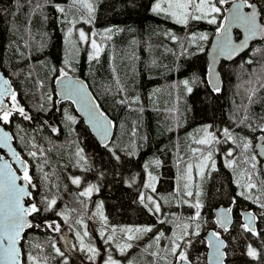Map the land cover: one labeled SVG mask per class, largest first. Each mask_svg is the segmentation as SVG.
<instances>
[{
	"label": "trees",
	"instance_id": "16d2710c",
	"mask_svg": "<svg viewBox=\"0 0 264 264\" xmlns=\"http://www.w3.org/2000/svg\"><path fill=\"white\" fill-rule=\"evenodd\" d=\"M153 2L92 0L95 8L93 22L86 24L81 21L75 26H87L101 34L96 37L103 49L99 60L89 62L88 53L82 44L76 50L73 44L66 43V26L60 22L61 14L55 6L59 4L67 10L70 0H0V69L10 79L20 105L32 116L29 121L15 115L9 128L19 150L29 161L34 183L37 184L32 192L35 201H40L45 195L57 200L53 211L31 217L33 224L40 227L27 229L24 233L21 244L25 264L28 253L38 257L40 264H58L60 255L51 245L57 243L59 234L45 227L46 222L54 221L59 225L70 223L74 230L88 233L86 240L90 245H97L92 231L97 233L100 230L90 223L86 212L92 203L96 205L100 202L105 211L103 221L106 219V224L116 229L115 239L121 242H124L123 233L119 230L128 225L153 227L152 234H143L134 240L137 246L133 250L136 257L134 264H158L159 261L150 255V251L156 250V230L163 231L165 237L170 238L174 231H178L173 223V214L182 223H190L188 218L194 214L193 208L187 204H182L181 209H178L175 203H169L163 217L166 222L159 223L158 215L150 213L139 202L146 177L144 164L155 159L161 161L159 184L154 194L160 199L171 198V195L174 196L173 185L178 172L172 165L174 159L171 149L178 143V156L183 157L185 162L192 160L190 149L201 147L194 144L193 139L202 138L204 133L198 130L206 126H210L208 130L218 138L224 137L223 129L228 128L235 142L227 141L222 150L225 151L229 146L233 149L236 147L237 156L234 155L231 168L227 166L228 160L222 159L215 170L211 173L207 171L206 181L202 184L200 235L191 237L193 243L186 248L192 264H207L208 248L204 233L210 229L221 232L215 223L213 210L222 204L231 205V197L242 190L237 186V181L242 178L246 181V176L242 175L245 169L252 172L253 182L258 183L259 187L253 192L259 193L261 190L259 182L264 181V175L254 143L257 136L264 135V39L253 43L235 61L220 63L222 87L217 92L210 88L207 81V49L211 37L216 33V25L192 21L185 28L171 19L153 14L150 10ZM224 14L222 11L221 15ZM72 18L69 14V19ZM108 28L113 29L109 34L111 39H105L102 35ZM169 33L175 35L177 40L173 41ZM192 33L209 35L208 40L198 41L199 47L191 44L189 36ZM73 36H77L76 32H73ZM66 58L71 60V67L76 69L75 72L69 70V74L88 83L102 110L116 123L115 137L107 147L97 142L72 103L57 101L55 80L59 73L53 69L63 67ZM184 80L190 82V93L183 84ZM179 82L181 85L178 86ZM120 88L125 91L120 92ZM181 92H185V95ZM48 95L52 96L51 101L47 99ZM136 96L139 102L133 104L131 109L119 103L125 97L131 99ZM178 96H182L181 99L177 100ZM249 96L253 98L251 102ZM65 111L76 117V123L65 120ZM177 118L179 122L181 120L180 123ZM52 128L58 131L53 132ZM133 128L136 129L135 136L131 134ZM245 141L249 143V148L243 152L241 145ZM33 144L37 148H32ZM80 149H83V159L77 155ZM40 150H43L42 155ZM29 151H37V157L28 156ZM116 156H119V160ZM252 156L256 157L255 161L251 160ZM252 163L256 164L255 170L251 169ZM183 165L184 162L179 164L182 170ZM44 173H47V179H44ZM73 178H79L81 184H73ZM89 185H95L98 190L89 197L80 196L79 193ZM193 198L190 199L194 202ZM237 201L233 224L223 234L228 245L226 264H264V257L254 260L246 254L248 244L264 253V219L260 217L261 210L241 197H237ZM30 202L27 200V203ZM240 207L259 213L256 227L260 233L258 237L239 227L244 223ZM57 212L67 215V221L62 215H56ZM78 220L81 223H77ZM192 230L190 228L189 232ZM147 242L153 244L149 250V260L140 259L142 252L138 251ZM168 243V239H162L159 247L162 249ZM114 253L115 247L113 256Z\"/></svg>",
	"mask_w": 264,
	"mask_h": 264
},
{
	"label": "snow or ice",
	"instance_id": "6c2138e0",
	"mask_svg": "<svg viewBox=\"0 0 264 264\" xmlns=\"http://www.w3.org/2000/svg\"><path fill=\"white\" fill-rule=\"evenodd\" d=\"M226 4H230L231 6L222 9L221 6ZM258 4L264 5V0H154L150 10L153 14L160 15L164 19H171L173 22L185 28H187L192 21H206L209 24L216 25L218 40L215 47V60L217 57L221 56H235L246 48L249 41L257 37L264 38V6L258 7ZM37 7H39V5H37ZM55 7L61 14L60 22L66 26V43L74 44L71 37L75 29L78 33V41L90 45L91 51L87 56L88 61H98L103 49L96 37L101 34L97 32L86 33L83 28H75L76 24L81 21L86 24L93 22L95 8L92 0H70L67 10L59 4ZM73 9L75 10L74 12ZM222 11L226 13V15H221ZM69 14L72 15V19H69ZM233 29H239L243 33L242 39L239 33L237 34L236 40L238 42L233 39ZM117 31L120 30L117 29ZM112 32V28L105 29L102 34L103 38L111 39V35L109 34ZM169 35L173 41L177 40L175 35L171 33H169ZM207 40L208 36L206 34L192 33L189 36V42L191 44H197L198 47V41ZM200 50L202 51L203 48L200 47ZM185 51H187V49H185ZM71 63V60L66 58L63 61V67L58 70L53 69L54 72L58 71L59 73L56 77V82L60 85L59 95L61 100H70L73 104H76L79 111L88 117V122L100 136L101 140L106 142L110 135V130L113 127L112 121L100 110V106L96 104L93 97L87 91L86 86L79 79L69 75V70L72 72L76 71L75 68L71 67ZM189 83L188 80L183 81L187 91L190 93L192 88L189 87ZM213 90L218 92L220 89L213 85ZM119 91L123 92L125 89L120 88ZM6 98L8 102H6ZM47 99L51 101L52 96L48 95ZM249 100L251 102V96H249ZM138 102V96L132 97L131 99L125 97L119 101L120 104L127 105L129 109H131L133 104ZM17 114L24 120H32V116L26 112L25 108L21 106L17 100V93L10 87L9 81L0 77V148H6L11 156V163L4 159L3 156H0V264H25V260L22 259L25 254L23 252V245L21 244V241L24 239L25 230L40 227V225L33 224L28 218H35V216L42 213L53 211L54 206L57 204L55 198L49 199L46 195L43 196L40 201L36 202L32 191L29 190L37 188V184L33 183V176L30 175V164L27 159L22 157L20 152L12 147L11 142L14 139V135L5 131L4 127L12 123V118ZM64 117L66 121L73 124L76 123V117L69 114L67 111H65ZM209 127L210 126H206L198 130V132L202 131L204 133L202 138L193 139L194 144L203 146L190 149L191 157L198 160V162L195 164L190 161L185 162L183 157H178L177 159V169L180 175L178 177V186L173 199L178 201L177 206H179V204H187L195 209V213L188 218L190 223L180 222L178 218H175V214H173V223H175L178 231H174L170 238L165 237V233L159 229L154 233L156 250L150 251V255L156 258L157 261L162 262V264H191L186 248L193 243L191 237H198L200 235V210L203 208V204L200 200V186L199 183L194 180L193 169H196V176L200 178L205 176L206 168L211 167L215 169L213 145L221 143L215 133L208 130ZM52 131L57 132L58 130L52 128ZM131 134L132 136L136 135L135 128H133ZM222 134L225 137L224 142H235V138L228 128H224ZM241 146L244 150H247L249 148V143L246 141L242 142ZM105 147H107V143H105ZM32 148H37V145L33 144ZM40 152L42 155L43 150H40ZM82 152L83 149H80L77 155L81 156ZM28 156L36 158L37 151H29ZM227 156H232L231 150L227 152ZM115 158L119 160V156ZM81 159H83L82 156ZM251 160L255 161L256 157L252 156ZM208 161H212L211 165L208 164ZM181 162L185 163V168L182 171L179 169V164ZM152 163L159 166L161 161L155 159ZM245 163H247V161H245ZM13 164L19 166L21 174L18 175L17 171L13 169ZM233 164L234 161H227V166L229 168H231ZM144 167L147 169L149 165L145 164ZM251 169H256L255 163L251 164ZM242 175L246 176V182L240 184L239 181H237V186L242 190L231 198L230 203L235 206L238 202L237 197H241L246 201H251L258 205L261 210L260 217L264 219V181L259 182L261 185L259 193H254L253 190L257 189L258 185L256 182H253L252 172L245 169ZM44 179H47V173H44ZM156 179L157 178L149 172L148 182L144 184V187L150 188L155 192ZM18 181L22 183H18ZM72 183L80 185L81 181L79 178H73ZM194 186L197 189L195 193L192 190ZM97 190L95 185H89L80 192L79 195L82 197H89L93 191ZM26 197L29 201H32L28 203L27 206L24 203ZM193 197H195L194 202L190 199ZM139 202L153 215L161 214V204L154 200L152 196H145V194L140 193ZM232 214V206L226 208L221 207L216 212L217 219L215 223L223 229L224 232L229 231ZM241 214L245 222L240 224L239 227L244 232L258 237L260 233L254 226L257 215L253 211H244ZM56 215H62L65 221L68 219V216L63 213L57 212ZM165 222V219L159 220L161 224ZM77 223H81V221L78 220ZM45 227L55 232L60 231V225L54 221L46 222ZM190 228L193 229L191 232H189ZM119 231L123 233L122 239L124 242L117 243L116 250L121 256H125L128 250L134 247L131 242L141 238L143 234L153 233V227H128L122 228ZM112 232V235L105 237L104 231L101 230L100 235L104 238L105 244H110V242L115 240L116 229H112ZM87 235L88 233L85 232L84 236ZM77 237L80 240L81 250H86L91 254L89 259H95V257L99 255L98 250L95 247L86 246L80 233H77ZM162 239L169 240V243L163 249L159 247ZM207 243L212 249L207 258L208 264H225L228 253L222 249H227L228 245L225 243L224 239L221 238V234L215 231L211 232L207 239ZM51 246L55 249L57 254L60 256L64 255L59 248L55 247L54 243ZM36 247L39 248L40 245L37 244ZM152 248L153 244L150 243L145 248V251L147 252ZM246 254L254 260L258 257H264V253L258 252L251 244L247 245ZM169 256L174 259L169 260ZM27 264H40L39 258L28 253ZM64 264H67L66 260ZM104 264H121V261L113 259V256L109 254ZM128 264H134V262L129 260Z\"/></svg>",
	"mask_w": 264,
	"mask_h": 264
},
{
	"label": "rangeland",
	"instance_id": "374dc122",
	"mask_svg": "<svg viewBox=\"0 0 264 264\" xmlns=\"http://www.w3.org/2000/svg\"><path fill=\"white\" fill-rule=\"evenodd\" d=\"M230 6V4H226V5H223V6H221L222 7V9H226V8H228ZM79 28H83L84 30H85V32L86 33H91V32H94V30L91 28V29H89L87 26H83V27H81L80 25H78V27H76V29H79ZM88 31V32H87ZM74 32H76L75 31V29H74ZM76 34H77V36H72L71 37V40L74 42V47L76 48V50L77 49H80V44H82L83 46H84V50L87 52V53H89L90 51H91V48H90V45H88V44H83V43H80L79 41H78V33L76 32ZM207 36H209V35H207ZM97 41H98V39H97ZM98 43H99V41H98ZM220 141H221V143H219V144H214L213 145V160H214V162H215V168H217V166H218V161L219 160H222V159H226V160H233L234 161V159H233V157H234V155H236L237 156V151H236V147L233 149V147H231V146H229L225 151L224 150H222V149H224L225 148V146H226V143L227 142H224L225 141V138L224 137H221L220 138ZM173 147H174V149H171V157L174 159L173 160V163H172V165H173V167H175V169H177V159H178V154H177V151H178V143L177 144H175V145H173ZM201 147H203V146H201ZM188 149V148H187ZM229 150H231L232 151V156L231 157H229V156H227V152L229 151ZM235 150V151H234ZM190 152V151H189ZM174 153H175V155H174ZM227 157V158H226ZM246 158H244V160H245ZM153 161V160H152ZM152 161H150V162H148V163H145V164H148L149 165V167L147 168V169H145V167H144V170H145V175H146V177H145V183H147L148 182V173L149 172H151L157 179H156V182H155V191H156V189H157V186H158V184H159V174H158V169L159 168H161V164L159 165V166H156L154 163H152ZM188 161H190V162H192L193 164H195V163H197L198 162V160H196V159H193L192 158V160H188ZM187 161V162H188ZM211 163H212V161H208V164L209 165H211ZM145 164H144V166H145ZM185 168V165H183V169ZM179 169L180 170H182V168H180L179 167ZM178 170V169H177ZM213 170H215V169H212L211 167H208V168H206L205 169V176L203 177V178H200V177H197L196 176V169H195V171H194V169H193V177H194V180H195V182H197V183H199V191L201 192V197H200V200L202 199V184L206 181V174H207V171H209V173H211ZM195 172V173H194ZM179 175H180V172H177V174H176V178H175V180H174V185H173V193H174V195H175V191H176V188H177V186H178V177H179ZM239 181V183H242V184H244L246 181H245V179L244 178H242V179H239L238 180ZM144 183V184H145ZM193 192L195 193V191L197 190L196 188H195V186L193 187ZM155 192H153L150 188H145L144 187V191H143V194H145V196H152L153 197V199L154 200H156L157 202H159L160 204H161V209H162V211H161V214H159L158 215V219L160 220V219H163V217H164V212H165V210H166V205L167 204H169V203H175V205H178L177 203H178V201L177 200H175V199H173V197L174 196H170L171 198H169L168 197V199H163V198H159L158 196H155V194H154ZM202 202V201H201ZM178 207V209H181V207H182V204H179V206H177ZM171 210V209H170ZM93 212L94 213H96L97 214V216L99 217V218H101V219H104V217H105V211H104V205H103V203L102 202H100V204L99 203H97L95 206H94V208H93ZM195 213V209L193 208V214ZM256 215H258V214H256ZM146 226H149V225H146ZM128 227H132V228H135V227H144V226H141V225H128L127 226V228ZM77 233H80V236L81 237H83V240H84V244L86 245V246H90V244L87 242V240H86V238H87V236H84V233H85V231L84 230H82V231H76V230H74L73 229V233H72V236H73V239H74V243H75V238H77V242L78 243H80V240L78 239V237H77ZM152 234V233H151ZM64 238H66L69 242H70V236L68 235V233H66L65 232V234H64ZM149 241V240H148ZM117 243H123V242H121V241H119L118 239H115L114 240V247H115V253H114V255L115 256H113V259H117V260H119V261H121V264H128V261L129 260H132L134 263L136 262V257H135V255H134V248L135 247H137L136 246V244H135V242L134 241H132L131 243H133V245H134V247L132 248V249H130V250H128V252H127V254L125 255V256H121L120 254H119V252L116 250V244ZM149 244V242H147V243H145V246L143 247V248H140L139 249V251L138 252H142V253H140V255H139V257H140V259H148L149 260V258H148V256H149V251H145V248L147 247V245ZM141 244H139L138 246H140ZM75 246H76V243H75ZM166 246V244L162 247V249L164 248ZM163 254V253H162ZM168 259L169 260H173L174 258L173 257H171V256H169L168 257ZM148 262V261H147ZM158 264H162V262H159Z\"/></svg>",
	"mask_w": 264,
	"mask_h": 264
},
{
	"label": "water",
	"instance_id": "95a60500",
	"mask_svg": "<svg viewBox=\"0 0 264 264\" xmlns=\"http://www.w3.org/2000/svg\"><path fill=\"white\" fill-rule=\"evenodd\" d=\"M231 6V5H230ZM229 6V7H230ZM259 7V5H258ZM247 10V9H246ZM226 15V13L224 14ZM236 32L239 33V36L240 38L242 39L243 38V33L241 30L239 29H233V39L234 41L238 42L236 40ZM264 38H260V37H257V38H254L253 40L249 41V44L246 46L245 49L241 50V52H239L238 54H236L235 56H232V57H226V56H221V57H217L215 60H214V56H215V47H216V43H217V40H218V37L216 35V33L211 37L210 39V42H209V46H208V49H207V57H208V71H207V81H208V84L210 86V88L213 90V85L219 87V89H221L222 87V78H221V75H220V71H219V65L221 62H227V63H231L233 61H235L237 58H239L241 55H243L244 53H246L250 47L253 45V43L255 42H259V41H262ZM70 76H72L73 78H77L79 79L85 86H86V89L87 91L89 92V94L93 97V99L95 100L96 104L99 105V102L97 101L95 95L93 94V92L91 91V88L89 87L88 83L78 77V76H75V75H72V74H69ZM0 77H3V79H6L9 81V85L10 87L15 91L14 87L12 86L11 82H10V79L2 72V70L0 69ZM59 90H60V85L56 82L55 80V92H56V95H57V101L58 103H63V102H70L72 103L70 100H61V97L59 95ZM6 102H8L7 98H6ZM73 104V103H72ZM77 114L79 115L80 118L83 119V121L85 122V124L87 125V127L89 128V130L91 131L92 135L95 137V139L97 140V142L101 145V146H105V143H107V146L109 144H111V142L113 141L114 137H115V134H116V123L114 121V119H112L106 112H104L102 110V108L100 107V110L103 111L107 117L112 121V124H113V127L111 128L110 130V135L108 137V140L105 142V141H102L100 136L97 134V132L93 129L92 125L88 122V117L85 116L81 111H79L78 109V106L76 104H73ZM100 106V105H99ZM5 131H8L6 128H5ZM10 133V131H8ZM11 134V133H10ZM12 147H14L18 152L19 150L15 147L14 143H13V140H12ZM254 149L256 150V153L258 155V158L260 159L261 161V169H262V172H263V175H264V135L261 134L259 136H257L256 140H255V143H254ZM1 150L5 151L7 153V155L9 156L10 159H7L6 156L4 154L1 153ZM0 156H3L4 159L8 160L10 163H11V156L10 154L8 153V150L6 148H0ZM14 169V168H13ZM15 170V169H14ZM18 174V172H17ZM19 175V174H18ZM18 183H20V181H18ZM27 199V197L25 198V200ZM25 203V201H24ZM26 205V203H25ZM27 206V205H26ZM221 207H229V206H225V205H219L217 206L216 208H214V215H215V221L217 219L216 217V212L218 211L219 208ZM244 211H251V210H244ZM242 211V212H244ZM32 223L33 221L30 219V217L28 218ZM233 219H234V216L232 214V220H231V224L229 225V228L232 226L233 224ZM242 219H243V222L244 221V218H243V215H242ZM218 226V225H217ZM254 226L257 227V219L256 221H254ZM219 229H221L219 226H218ZM27 230V229H26ZM25 230V231H26ZM222 231L219 232L221 234V238L224 239L225 243H226V240L223 236V234L227 233V232H224L223 229H221ZM217 232L215 229H210L208 231H206L204 233V240L206 241V244H207V248H208V251H207V258L209 256V254L211 253L212 249L208 246V243H207V239L209 237V234L211 232ZM224 251H226V249H222ZM192 264V263H191ZM207 264H208V259H207ZM225 264H226V261H225Z\"/></svg>",
	"mask_w": 264,
	"mask_h": 264
},
{
	"label": "flooded vegetation",
	"instance_id": "af4514ba",
	"mask_svg": "<svg viewBox=\"0 0 264 264\" xmlns=\"http://www.w3.org/2000/svg\"><path fill=\"white\" fill-rule=\"evenodd\" d=\"M4 127L8 131L11 132L9 125L4 126ZM13 143H14L15 147L19 150V148L16 144L15 136L13 139ZM19 152L21 153L22 157L25 158V156L23 155V153L20 150H19ZM1 153L4 154L7 159H10L5 151L1 150ZM13 168L18 172V174H21L19 171L18 165L13 164ZM30 175L33 176L31 168H30ZM20 183H22V182H20ZM33 183H34V180H33ZM29 190L33 192V189H29ZM27 200H28V198L25 200L26 205L28 204ZM94 206H95L94 203H92L89 206L88 211L86 212V217L90 221V223H92L94 226H98V228L100 230L97 233L95 231H92V234H93L94 238L96 239L97 245H95V246L90 245L92 247H95L98 250L99 255H97L95 257V259H89V256L91 254L88 253L86 250H81L80 243L77 242V238H75V243H76V246H75L74 239L72 236L74 227L70 223H61L60 231L58 232L59 236H58L57 243L55 244V247H58L64 255L60 256L59 260L57 261L58 264H64L65 260L67 261V264H104V261L107 259L109 254H111L113 256L114 241L110 242V244H105L104 238L101 237L100 233H101V230H103L104 235L106 237L108 235H112L113 234L112 229H114V227L112 225L106 224L103 221V219L99 218L97 216V214L93 212ZM230 206L233 207V214H234V206L233 205H230ZM244 210H246L245 207H243V208L240 207V209H239L240 213H242V211H244ZM30 219H31V217H30ZM216 231L219 232L218 230H216ZM65 232L68 233V235L70 236V239H71L70 242L66 238H64Z\"/></svg>",
	"mask_w": 264,
	"mask_h": 264
},
{
	"label": "bare ground",
	"instance_id": "6f19581e",
	"mask_svg": "<svg viewBox=\"0 0 264 264\" xmlns=\"http://www.w3.org/2000/svg\"><path fill=\"white\" fill-rule=\"evenodd\" d=\"M69 3V2H68ZM186 39V38H185ZM183 42H184V39H183ZM175 47V46H174ZM172 48V47H171ZM179 49H181L180 47H179ZM183 49H184V47H183ZM194 50V49H193ZM183 52V51H182ZM185 53V52H184ZM162 54V53H161ZM171 56V55H170ZM169 60V59H168ZM174 60V59H173ZM179 60V59H178ZM182 62V61H181ZM185 62V61H184ZM183 62V63H184ZM194 62V61H193ZM204 63V62H203ZM173 64V63H172ZM185 64V63H184ZM174 65H175V63H174ZM178 66V65H177ZM179 66L181 67V63L179 64ZM179 68V67H178ZM184 68V67H183ZM199 68V67H198ZM177 69V68H176ZM238 69V68H237ZM178 70V69H177ZM204 70V69H203ZM162 71V70H161ZM201 72V71H200ZM178 73V72H177ZM169 74V73H168ZM237 74V73H236ZM236 74H235V76H236ZM170 75V74H169ZM174 75V74H173ZM195 75H196V73H195ZM199 76V75H198ZM233 76V75H232ZM142 77V76H141ZM197 77V76H196ZM202 77V76H201ZM159 78V77H158ZM176 78H177V76H176ZM194 78V77H193ZM198 78V77H197ZM203 78V77H202ZM152 79V78H151ZM168 79V78H167ZM160 80H161V78H160ZM179 80H180V78H179ZM179 80H177V82L179 81ZM198 80V79H197ZM225 80V79H224ZM166 81V80H165ZM200 81H201V79H200ZM196 82V81H195ZM198 82V81H197ZM206 82V81H205ZM178 84V83H177ZM196 84V83H195ZM179 85H181V83L179 82V84H178V86ZM177 86V88L178 89H180L181 87H178ZM202 86H204L205 87V85L203 84ZM183 88H184V86H183ZM168 91V90H167ZM178 91V95H179V90H177ZM172 92H173V90H172ZM172 92H170L171 94H172ZM248 93V92H247ZM171 94H170V96H171ZM174 94V93H173ZM177 94H176V96H177ZM180 94H183V96L185 95V92L184 93H180ZM254 94V93H253ZM256 94V93H255ZM254 94V95H255ZM174 96V95H173ZM186 96H187V94H186ZM252 96V95H251ZM181 97L182 96H180V98H179V96L177 97L178 99L177 100H179V99H181ZM253 98H254V96H252ZM252 98V99H253ZM256 98V97H255ZM184 98H182V100H183ZM187 99V98H186ZM185 99V100H186ZM250 101V100H249ZM262 101V100H261ZM167 102H168V99H167ZM254 102V101H253ZM171 103H172V101H171ZM178 103H179V101H178ZM178 103H177V105H178ZM181 103V102H180ZM189 103V102H188ZM168 104V103H167ZM183 104V103H182ZM185 104H186V102H185ZM237 104H239V103H237ZM177 105H176V107H177ZM190 105V104H189ZM243 105H245V104H243ZM248 106H250V104L248 105ZM264 106V105H263ZM174 107V105L172 106V108ZM192 107V106H191ZM251 107V106H250ZM178 108V107H177ZM179 108H180V106H179ZM185 108H187V106L185 107ZM248 108V107H247ZM246 108V109H247ZM244 109V108H243ZM263 108H261V110H262ZM181 110V109H180ZM182 110H183V108H182ZM192 110V109H191ZM158 111V110H157ZM156 111V112H157ZM176 111H178V110H176ZM244 111V110H243ZM248 111V110H247ZM164 112H166V111H164ZM168 112V111H167ZM192 112V111H191ZM169 113H170V111H169ZM173 113V112H172ZM181 113H182V111H181ZM245 113V112H244ZM156 114V113H155ZM185 114H186V112H185ZM173 116H174V114H172ZM171 115V116H172ZM177 115H179V114H177ZM170 116V115H169ZM186 116V115H185ZM233 116V115H232ZM175 117V116H174ZM178 117V116H177ZM230 117V116H229ZM42 118V117H41ZM161 118V117H160ZM186 118V117H185ZM247 119H248V117H246ZM252 118V117H251ZM44 119H45V117H44ZM167 119V118H166ZM173 119H175V118H173ZM179 119H180V117H179ZM187 119V118H186ZM191 119V118H190ZM245 119V118H244ZM194 120V119H193ZM155 121V120H154ZM174 121V120H173ZM177 121H178V118H177ZM182 121H184V120H182ZM237 121V120H236ZM238 121H240V120H238ZM170 122V121H169ZM180 122H181V120H180ZM179 121H178V123H180ZM235 122V121H234ZM241 122V121H240ZM253 122H255V121H253ZM158 123V122H157ZM182 123H184V122H182ZM181 123V124H182ZM193 124V123H192ZM254 124V123H253ZM51 125V124H50ZM160 125V124H159ZM176 125H178L177 127H180L179 126V124H176ZM182 125H184V124H182ZM186 125V124H185ZM253 126V125H252ZM133 127V126H132ZM148 127V126H147ZM173 127H175L174 125H173ZM176 127V128H177ZM254 127H255V124H254ZM172 128V127H171ZM179 129V128H178ZM181 129V128H180ZM133 130V129H132ZM212 132V131H211ZM184 133V132H183ZM175 135V134H174ZM183 135V134H182ZM175 137V136H174ZM177 138H178V136H177ZM220 138V137H219ZM163 139V138H162ZM189 139V138H188ZM149 140V139H148ZM176 140V139H175ZM179 140V139H178ZM238 140V139H237ZM186 141V140H185ZM161 142V141H160ZM112 143V142H111ZM122 143V142H121ZM110 145V144H109ZM200 146V145H199ZM124 147V146H123ZM126 147V146H125ZM135 147V146H134ZM168 147V146H167ZM116 150V149H115ZM161 150V149H160ZM241 150H242V148H241ZM129 151V150H128ZM168 152H169V150H168ZM243 152H246V150H244ZM239 153H240V150H239ZM115 154V153H114ZM166 154V153H165ZM244 154V153H243ZM174 155H175V153H174ZM115 156V155H114ZM168 156V155H167ZM179 157H180V155H179ZM191 158V157H190ZM163 159V158H162ZM192 159V158H191ZM182 163V162H181ZM250 165V164H249ZM167 167V166H166ZM249 167V166H248ZM236 168V167H235ZM194 171H195V168H194ZM254 172V171H253ZM195 173V172H194ZM161 174V173H160ZM176 174V173H175ZM254 177V176H253ZM256 178V177H255ZM254 178V179H255ZM94 179V178H93ZM92 179V180H93ZM141 184V183H140ZM258 184V183H257ZM259 187V186H258ZM261 188V187H260ZM142 189V188H141ZM69 195V194H68ZM232 198V197H231ZM194 199V198H193ZM211 200V199H210ZM72 202V201H71ZM78 203V202H77ZM216 203V202H215ZM223 205V204H222ZM230 205V204H229ZM258 206V205H257ZM239 207V206H238ZM75 208V207H74ZM174 208V207H173ZM177 208V207H176ZM214 208V207H213ZM256 208V207H255ZM87 210V209H86ZM182 211V210H181ZM84 213V212H83ZM183 213V212H182ZM255 213V212H254ZM256 214V213H255ZM259 214V213H258ZM190 215V214H189ZM186 217H188V216H186ZM214 217V216H213ZM259 219V218H258ZM121 226H122V224H121ZM204 233V232H203ZM121 234V233H120ZM139 241V240H138ZM162 243V242H161Z\"/></svg>",
	"mask_w": 264,
	"mask_h": 264
}]
</instances>
